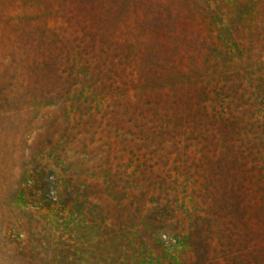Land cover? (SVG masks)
I'll return each mask as SVG.
<instances>
[{
    "label": "rangeland",
    "instance_id": "374dc122",
    "mask_svg": "<svg viewBox=\"0 0 264 264\" xmlns=\"http://www.w3.org/2000/svg\"><path fill=\"white\" fill-rule=\"evenodd\" d=\"M0 264H264V0H0Z\"/></svg>",
    "mask_w": 264,
    "mask_h": 264
}]
</instances>
